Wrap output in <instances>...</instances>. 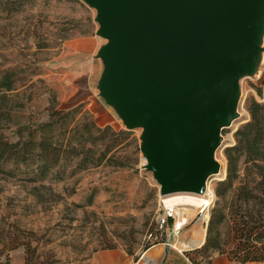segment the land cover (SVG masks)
<instances>
[{
  "label": "rangeland",
  "instance_id": "1",
  "mask_svg": "<svg viewBox=\"0 0 264 264\" xmlns=\"http://www.w3.org/2000/svg\"><path fill=\"white\" fill-rule=\"evenodd\" d=\"M101 29L100 9L87 0H32L19 12L0 13V77L14 72L17 81L9 93L13 123L4 131L11 141L20 138V132L14 135L13 131L21 130L27 140L31 127L48 121L52 92L59 110L84 106L77 116L80 122L91 118L99 127L132 132L113 151L125 164L122 168L103 163L80 169L79 160H73L63 162L47 178L37 179L35 167L7 164L8 174L0 175V264H9L19 253L27 264H91L101 250L121 249L139 256L166 242L186 250L194 264H209L207 256L217 253H206L201 245L219 201L217 189L226 179H217L221 171L227 175L225 152L236 145V132L251 120L250 103H264V25L254 30L252 72L248 60L251 74L237 83L235 117L220 129L214 153L217 173L207 181L202 195L175 193L167 200L196 203L194 211H175L178 218L188 213L192 220L179 233L173 224L161 226L164 204L156 172L144 151L145 128L130 127L131 120L108 95L104 50L111 39L102 36ZM87 38L97 41L94 55L73 54L93 47L85 43ZM96 60L102 64L100 73L89 66ZM58 130L55 126V133ZM63 170L60 180L58 173ZM240 176H244V165Z\"/></svg>",
  "mask_w": 264,
  "mask_h": 264
},
{
  "label": "water",
  "instance_id": "2",
  "mask_svg": "<svg viewBox=\"0 0 264 264\" xmlns=\"http://www.w3.org/2000/svg\"><path fill=\"white\" fill-rule=\"evenodd\" d=\"M87 1L111 39L108 95L130 127L145 128L161 196L202 195L219 169L214 153L235 117L238 80L252 72L264 0Z\"/></svg>",
  "mask_w": 264,
  "mask_h": 264
},
{
  "label": "trees",
  "instance_id": "3",
  "mask_svg": "<svg viewBox=\"0 0 264 264\" xmlns=\"http://www.w3.org/2000/svg\"><path fill=\"white\" fill-rule=\"evenodd\" d=\"M31 2L0 0V13L19 12ZM16 82L14 72L0 77V175L8 174L5 166L9 163L35 167L37 179L47 178L63 162L73 160H79L80 169L103 163L115 168L125 167L113 151L123 140L131 138L132 132L116 131L110 125L99 127L91 118L80 122L77 116L84 106L59 110L54 92L47 109L48 121L31 127L27 140L21 137V130L13 131L14 135L20 132V138L11 141L4 131L13 123L9 93L15 90ZM248 110L251 120L236 132V145L225 152L227 177L217 189L219 201L212 211L202 250L226 256L235 264H264V103L252 101ZM55 126L59 128L57 133ZM242 165L244 176L241 178ZM64 173L65 170L60 171L58 179L62 180ZM224 176L225 170L217 179ZM212 194L214 198V192ZM207 257L210 260L212 255Z\"/></svg>",
  "mask_w": 264,
  "mask_h": 264
},
{
  "label": "crops",
  "instance_id": "4",
  "mask_svg": "<svg viewBox=\"0 0 264 264\" xmlns=\"http://www.w3.org/2000/svg\"><path fill=\"white\" fill-rule=\"evenodd\" d=\"M85 43L88 42L92 48L86 50L85 48L80 51H75L73 54H85L86 56H93L94 50L96 49L97 41L96 39L87 38L84 40ZM98 46L100 43L98 42ZM97 61V60H96ZM91 62L89 66L92 70H96L95 72H99L100 63ZM186 250H182L177 248L172 243H163V244H156L145 251H143L139 256L129 254L125 250L121 249H106L98 251L91 264H194L190 258L185 254ZM9 264H27L26 259L23 254H15ZM209 264H234L231 262L226 256H221L218 253L214 254L210 258Z\"/></svg>",
  "mask_w": 264,
  "mask_h": 264
},
{
  "label": "bare ground",
  "instance_id": "5",
  "mask_svg": "<svg viewBox=\"0 0 264 264\" xmlns=\"http://www.w3.org/2000/svg\"><path fill=\"white\" fill-rule=\"evenodd\" d=\"M245 66L247 67V71H248V62L245 64ZM247 73V72H246ZM149 163V162H148ZM217 173V172H216ZM214 176V175H213ZM225 177V176H224ZM210 179V178H209ZM208 179V180H209ZM173 195V194H172ZM170 197H172L171 195L168 196H162V203L164 204V209H170L171 211H173L174 216H175V231L177 233H179L181 230H183L187 224H189L192 220H188L190 215L188 213H184L182 215V217H179L176 215L177 210H190L192 209V211H194L196 209V203L193 201H189V200H181L179 202H172V201H167L170 199ZM211 197L213 198V194H211ZM214 198H215V194H214ZM166 202V205H165ZM214 204V200L211 201V203H209V207H208V211L210 212V208L213 206ZM200 217L199 213L196 217V220ZM178 221H177V220ZM188 221V222H187ZM202 246V245H201ZM200 246V247H201ZM199 247V248H200ZM198 249V248H197ZM195 250V249H194Z\"/></svg>",
  "mask_w": 264,
  "mask_h": 264
},
{
  "label": "built area",
  "instance_id": "6",
  "mask_svg": "<svg viewBox=\"0 0 264 264\" xmlns=\"http://www.w3.org/2000/svg\"><path fill=\"white\" fill-rule=\"evenodd\" d=\"M170 219L173 220V227H174L175 226V216H174L173 211H171L170 209H164V218L161 221V226L171 225Z\"/></svg>",
  "mask_w": 264,
  "mask_h": 264
}]
</instances>
